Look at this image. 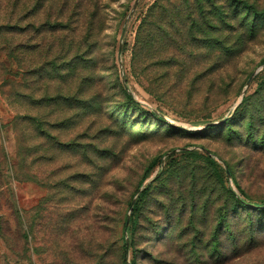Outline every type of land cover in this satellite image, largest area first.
Wrapping results in <instances>:
<instances>
[{"label":"rangeland","instance_id":"1","mask_svg":"<svg viewBox=\"0 0 264 264\" xmlns=\"http://www.w3.org/2000/svg\"><path fill=\"white\" fill-rule=\"evenodd\" d=\"M155 4L139 67L137 32ZM0 20L14 27L0 36V264H125L123 253L137 264H264V228L228 192L264 201V119L249 129L246 112L234 116L254 73L245 96L263 115L264 0H0ZM161 157L143 187L167 175L128 232Z\"/></svg>","mask_w":264,"mask_h":264},{"label":"trees","instance_id":"2","mask_svg":"<svg viewBox=\"0 0 264 264\" xmlns=\"http://www.w3.org/2000/svg\"><path fill=\"white\" fill-rule=\"evenodd\" d=\"M158 7H159V5H157V4L154 5V7L150 10L149 14L142 20L141 25H140V27L138 29V32H137L136 44H135V47H134V60L136 61V63H138L139 67L142 66L141 65V56H142L143 52H145L148 48H150L153 45L154 38L157 36L156 35L157 28L156 27H157V22L158 21H157V17L155 15V12L157 11ZM14 26L18 30V32L21 31L20 34L22 36V40H24V38L26 36V34L23 33V32H25V26L21 25V23H17ZM60 26L61 25H59L58 21L56 20V21H48L46 25L41 26V27L32 26L31 28L33 29V32H34L35 36H37L39 38H42V35L46 31H47L46 33H51V34L55 33ZM10 28H14L13 26H10V21L6 22V20H0V36H1V38H4L6 29H10ZM169 29L170 28L168 26H166V28L164 27V29H161L162 30L161 31L162 34L158 35V37H160L161 40H163L166 44L169 41L170 34H169V32H167V30L169 31ZM0 47L3 50H7L6 48L8 47V45L3 43V42H0ZM7 60H10V62L15 60V57L13 56L12 51H9ZM0 65L2 66L3 69L7 68L6 64H4L2 62L0 63ZM50 68L53 70L54 66H52ZM42 71H43V69H42ZM141 74L145 75L144 73H141ZM258 79L259 78L256 77L255 81H257ZM3 81L5 83V82L9 81V79L5 78V79H3ZM259 86H260V89H262L264 87V83L260 82ZM124 91H127V89L125 88ZM126 93H127L128 100H129V102L131 104H133V105H135L137 107L144 106L141 103L135 102V100L133 99L132 95L128 91ZM251 99L252 98H250L248 95L244 96L242 102L236 108V111H235V114H234V116H235V115H238L239 113L246 112L248 114V116L250 117V120L248 121V128L249 129L253 126V123L256 120L255 118L259 117L260 119H264V111H263V115H262V111H259L258 113L255 114L254 111L252 110L253 106H251L252 102L250 103ZM262 102H264V100ZM144 107H146V106H144ZM152 115L155 116L160 122H163V123L166 122V120L161 115V113H158L157 111H154L152 113ZM231 121H232L231 118H229V117L225 118V121L219 124L220 126H218V125L209 126V127L205 128L204 131L215 130V129H218V128L225 127L226 125L231 123ZM249 133H251V131ZM208 154L209 155H207L205 157L206 160L211 165L214 166V169H217L218 168V164L215 161L216 155L212 154L211 152H208ZM168 158L170 159V162H168V164H173L172 166L174 167L175 166V161H174L173 156L169 155ZM162 159H163V157H161L159 159H155L150 164V166L147 168L142 180L139 183L136 195L139 193V191L141 189H142V191L138 194L136 203L133 206L132 212L130 213V222H129V225H128L129 226L128 232H130L131 229L133 230L134 227L137 225V222H138V219H139V215H140V213L142 211V204L144 202H146V200L148 199L149 195L153 191V189L155 187V183L157 181L163 180L164 176L167 175V173H166L167 170H164V168H161L158 171L157 175L145 187H143L144 184L148 180H150V178L152 177L155 168L159 164L160 165L163 164ZM227 172H230V175L232 177V182L235 185V187L238 189V191L240 193H242V194H245V191L242 189L240 183L237 182L234 179V177L232 176L231 171L228 169ZM219 177H220V179H219L220 182H223L222 184H224V182L226 180H224V177L222 176V174H220ZM228 192H230L231 196L233 197V199L235 201V205L236 206L234 207V211H236V208H239L240 211L243 212V214L245 216H249V221H250L249 224L254 222L253 216L255 215L257 217L256 226L264 228V201H254L250 197H246V196L244 197V199H241V197H239L235 193V191H233L230 188L228 189ZM131 204H132V202L130 203V207H131ZM125 226H126V221H125V224H124V229H125ZM250 226H251V228H253L254 225L252 224ZM250 226H249V228H250ZM234 237L235 236H233V239H234ZM128 238H129V241H130V245H129V249H127L126 239H125V242H124V245H123V250H125V251H126V249L129 251L130 248L133 246V237L128 234ZM215 241L219 244V242H218L219 240L218 239H215ZM218 244L215 246L216 250H217ZM123 261H124L125 264H137L136 260L130 261V263H129L127 261V259H126V254H124V253H123Z\"/></svg>","mask_w":264,"mask_h":264},{"label":"water","instance_id":"3","mask_svg":"<svg viewBox=\"0 0 264 264\" xmlns=\"http://www.w3.org/2000/svg\"><path fill=\"white\" fill-rule=\"evenodd\" d=\"M262 69H264V66H263ZM255 75H256V73H254V74L249 78V80H248V82H247V84H246L244 90L242 91V94H241V95H242L243 98H244V96H245V94H246V91L248 90V88H249L250 85L252 84ZM224 121H225V119L222 120V121H220V122H218V123H222V122H224ZM218 123H215V122H213V123H208L207 125H205V127L214 126V125H216V124H218ZM227 173H228V177L231 179L230 172H227ZM141 191H142V189L139 191V193H140ZM139 193H138V194H139ZM138 194L134 197V199H133V201H132V204H131V207H130V213L132 212L133 206H134L135 203H136V200H137ZM129 222H130V214H129L128 218H127V227H128V225H129ZM126 245H127V249H129L130 241H129V238H128V237L126 238Z\"/></svg>","mask_w":264,"mask_h":264}]
</instances>
